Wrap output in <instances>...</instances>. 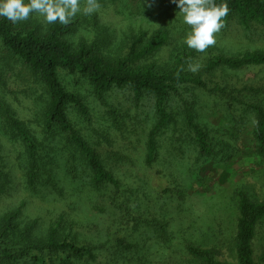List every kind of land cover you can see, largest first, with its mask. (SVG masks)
Returning <instances> with one entry per match:
<instances>
[{
    "label": "rangeland",
    "instance_id": "1",
    "mask_svg": "<svg viewBox=\"0 0 264 264\" xmlns=\"http://www.w3.org/2000/svg\"><path fill=\"white\" fill-rule=\"evenodd\" d=\"M134 1L99 0L98 13L75 17L82 19L83 24L74 27L67 41L73 49L83 42L91 47L101 41L100 48L105 55L114 57L121 53L126 55L142 35L144 38L136 48L147 43L155 32L166 30L169 33L167 43L144 62L169 70L178 56L192 55L184 62V69L200 77L206 90L189 86L188 90L180 88L179 93L183 94L182 100L191 104L199 127L214 137L216 148L212 155L205 158L200 155L194 134L184 125L182 105L173 100L171 119L164 128L165 135L159 140L158 158L148 165L147 139L157 124L153 102L143 96L136 100L128 91H117L107 97L108 108L104 107L95 99L89 85L80 84L78 79L59 70L66 87L82 95L89 109L90 120H83L74 112H70L69 117L102 159L110 160L106 167L125 187L128 199L125 197L123 204H126L122 206L128 211H112L105 194H86L84 199H79L78 195H71L72 189L64 183L62 188L59 185L60 191L32 194L24 184L18 148L0 139L9 174L7 195L0 200V217L20 208L24 221H39L38 231L33 235L38 240L44 237L42 230H47L51 219L67 216L75 224L72 233L79 242L97 247L102 263L121 261L119 254H115L116 237L127 235L126 229L130 226L127 223L136 226L135 220H147L155 222L153 230L157 232L142 228L136 232V236L149 238L141 248L139 245L138 264H202L188 255L186 246L189 244L202 248L218 246L220 264H236L238 194L243 191L254 201H264V157L259 156L252 135L254 117L247 116L244 108L226 105L212 94L218 88L230 93L250 87L264 90V66L240 71L221 68L211 74L204 73V67L209 59L218 56L236 58L264 52V26L253 24L250 30H245L233 19L216 34V44L199 53L184 43L190 27L183 23L180 9L172 0H150L151 6L141 9L130 6ZM85 3L86 0H81L82 7ZM22 23L36 26L40 32L47 31L50 25L38 14ZM189 63L199 64V70L189 71ZM3 65L6 89L2 94L19 118L29 121L34 107L24 92L30 93L31 77L19 63L12 62L8 68L6 63ZM240 98L246 104L264 107V94L244 92ZM113 110H116L119 126L115 125ZM122 215L128 216L129 222L122 224ZM253 246L255 261L264 264V220L257 226Z\"/></svg>",
    "mask_w": 264,
    "mask_h": 264
},
{
    "label": "trees",
    "instance_id": "2",
    "mask_svg": "<svg viewBox=\"0 0 264 264\" xmlns=\"http://www.w3.org/2000/svg\"><path fill=\"white\" fill-rule=\"evenodd\" d=\"M215 2L227 3L230 10L224 18L222 29L233 19H237L245 30H250L253 24L264 26V0ZM149 5L150 0H135L130 4L138 6V9ZM24 24H13L0 17V139L18 148V161L27 191L43 195L50 190L60 191L59 185L64 183L72 189L71 195H78L79 199H84L86 194H105L112 211H128L122 206L126 204H123L125 197L128 199L125 187L114 172L106 167L110 160L102 159L96 147L81 134L69 117V113L74 112L81 119L90 120L89 109L82 95L66 87L59 70L78 79L80 84L89 85L95 99L104 107L108 108L107 97L113 96L117 91H128L136 100L143 96L153 102L157 124L150 130L147 139L148 165L158 158L159 140L165 135L164 128L171 119L170 107L173 100L182 105L184 125L188 132L194 134V142L200 155L204 158L212 155L213 148H216L214 137L206 129L199 127L191 104L182 100L183 94L181 96L179 93L180 88L188 90L189 86L203 87L206 90L200 77L188 74L184 69V62L192 55L178 56L169 70L158 69L155 65L144 62L167 43L169 33L166 30L155 32L147 43L136 48L144 38L142 35L140 40L134 42V46L129 47L126 55L121 51V54L113 57L105 55V51L100 48L101 41L91 47L83 42L73 49L66 37L75 26L83 24L82 19L74 18L66 25L58 22L50 24L45 32H40L36 26ZM12 62L19 63L32 80L28 90L30 93L24 92L31 98L34 107L29 121L20 119L17 111L2 94L6 89L3 64L6 63L8 68L12 66ZM260 66H264V52L247 53L236 58L218 56L208 60L204 73L211 74L221 68L240 71ZM244 92L251 95L264 94V90L253 87L231 93L218 88L213 91L212 96L226 105L232 104L236 109L244 108L248 112L247 116L254 117L252 135L257 143L259 156L264 157V107L244 103L240 98ZM112 114L115 125L119 126L116 110ZM2 148L0 141V200L7 195L9 184ZM21 211L17 208L0 217V264H138L139 245L141 248L142 243L149 238L136 236V232H140L139 228L157 232L153 230L155 222L135 220L138 228L127 223L130 225L126 229L127 235L116 237L114 246L117 251L115 254H119L122 262L102 263L97 255L98 248L79 242L72 233L75 224L67 216L59 215L56 219H51L47 230H42L44 237L36 240L33 235L38 231L39 221H24ZM237 211L234 240L236 264H258L253 244L257 226L264 220V201H254L241 191L238 194ZM128 218L122 215V224ZM186 251L202 264H220L218 246L202 248L189 244Z\"/></svg>",
    "mask_w": 264,
    "mask_h": 264
},
{
    "label": "clouds",
    "instance_id": "3",
    "mask_svg": "<svg viewBox=\"0 0 264 264\" xmlns=\"http://www.w3.org/2000/svg\"><path fill=\"white\" fill-rule=\"evenodd\" d=\"M185 25L190 27L184 43L196 52L203 53L216 44V34L224 27V18L229 14L227 3L217 4L215 0H172ZM99 0H0V17L13 24L24 22L38 14L47 24L70 23L78 14L92 15L100 10ZM199 64H188V70L195 73Z\"/></svg>",
    "mask_w": 264,
    "mask_h": 264
}]
</instances>
